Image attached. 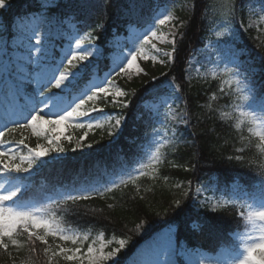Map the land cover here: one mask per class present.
I'll return each instance as SVG.
<instances>
[{"label": "trees", "instance_id": "trees-1", "mask_svg": "<svg viewBox=\"0 0 264 264\" xmlns=\"http://www.w3.org/2000/svg\"><path fill=\"white\" fill-rule=\"evenodd\" d=\"M167 1L71 0L69 3L63 0L48 13L75 22L80 31L92 35L104 50V72L110 68L108 56L114 51L112 41L126 34L131 26L146 27L152 22L158 5ZM234 1L235 15L247 24L250 0ZM207 2L194 0V10L176 36L174 59L160 72V77L153 82L131 83V92L126 97L128 106L121 109L125 122L117 139L99 130L90 135L91 148L87 152L74 151L47 162L30 177L28 192L22 193L12 206L42 200L60 191L105 183L136 166L155 124L145 103L166 93L173 84L185 101L189 140L168 147L155 173L105 193L79 195L83 198L76 201L60 197L53 201L51 209L62 227L91 236L104 234L107 239L124 240L123 261L139 244L169 224L177 227L179 245L216 254L232 243L233 235L246 226L241 216L243 208L238 204L211 208L194 201L193 194L197 187L208 183L215 184L222 192L234 186L257 191L264 177L263 155L255 143L248 146L241 143L236 126L222 119L216 108L209 107L211 96L220 88L219 81L192 82L187 77L192 54L206 45L209 36ZM42 4V0H13L3 13L7 30L10 31L20 18L40 14ZM239 46L245 51L242 69L253 87V94L257 98L264 97V34L260 36L256 28H247L241 33ZM104 63L107 64L104 66ZM249 66L251 75L245 70ZM31 91L29 88L28 92ZM3 138L11 139L12 136L8 133ZM44 139L43 136L30 138L33 144ZM205 217L210 218L212 227H200ZM34 231L41 234L43 229ZM18 232L14 235L20 246L12 245L6 238L9 248L7 251L0 248V264H71L62 258L52 259L44 252L41 242H37L36 253L31 254L25 236ZM47 239L49 248L60 244L75 245L58 237L48 236ZM181 264L184 263L181 261Z\"/></svg>", "mask_w": 264, "mask_h": 264}, {"label": "rangeland", "instance_id": "rangeland-1", "mask_svg": "<svg viewBox=\"0 0 264 264\" xmlns=\"http://www.w3.org/2000/svg\"><path fill=\"white\" fill-rule=\"evenodd\" d=\"M13 0H5L6 8L0 9V77L3 76L7 62L4 59L3 44L2 41H8L15 44V37L21 29L30 31L33 26L38 25L41 18L40 14H33L28 17L18 19L15 26L7 30V25L3 19L4 10H7ZM43 1V0H42ZM194 0H168L165 4H159L153 21L144 28H138L131 26L128 32L123 35L117 36L112 41L113 53L108 56L110 62V68L106 71H102L104 58L103 48L96 43L92 35L80 31L77 23L67 21L59 16L51 15L47 8L45 15L50 17L54 21V27L52 31L56 33L52 37L54 45V55L57 60L69 49L73 51H92L99 50V56L89 57L88 61H74L77 66H82L86 63H90V67L86 77H81L80 82L73 88L67 86L63 90L57 91L55 96L59 98L60 102L65 105L72 104L74 101L78 102L77 97L82 91L86 90L90 86L98 83H102L105 77L108 76L112 69L116 66V63L124 56L130 55L133 49H139L143 40L141 37L151 29L156 31L157 35L152 38L150 44H144L143 54L138 56L136 66L130 69L128 72H122L120 75L111 76V83L105 85L109 87V94L100 93L95 100L89 101L85 104L82 110H89L94 105L97 109H103L100 112H92L90 117H78L73 120L65 121L56 126L53 130L58 135V140L55 144L49 146L48 139L51 138L52 133H41L37 135L31 127L15 128L14 131H9L5 128L6 120V106L8 105V98L6 97V83L0 79V129H4V134L10 133L12 138L5 139L0 138V144L11 145L10 155L14 157L10 163H21L20 157L30 158L29 148H35L38 145H44L46 148L50 147L55 149L56 147H62L65 149L62 153L55 151H49L40 161L33 164V167L29 173L23 175H17L15 173L0 174V184L3 188L0 192L7 190L10 187L20 186V193L28 192L31 183L30 177L36 174L39 169L47 162L65 157L71 152L81 151L87 152L91 147L89 143L90 135H94L97 131L101 130L103 133L107 132L110 135H114L117 139V135L123 130L125 117L122 115L121 109L115 101L124 100L127 103V95L131 92V83L134 82H153L160 77V72L164 68L170 66L173 58V33L176 36L179 30L185 26L187 18L194 10ZM235 1L234 0H208L206 15L209 18L210 32L206 45L196 52H194L190 58L187 77L190 81H214L217 80L220 83L219 90L213 94L210 98L209 107L216 108L220 117L224 120L231 121L239 130L241 143L244 145H250L255 143L258 146L260 153L263 155L262 162L264 165V141H261L258 132H264V120L257 119L253 123L250 116H241V111L249 112L256 108L260 98H257L253 94V87L247 79L246 74L242 67L237 69L227 60L229 49H237L242 55L245 51L240 48L241 33L247 28H256L261 35L264 34V0H250L247 3L248 22L244 24L239 15H235V19L231 24H228V20L231 19L234 12ZM44 11V9H43ZM235 13V12H234ZM170 16L172 19L167 21L164 25H160L158 20ZM46 27L41 25L39 36L43 41L45 39ZM15 55V54H14ZM163 61V63H162ZM107 63H104V66ZM79 71V70H78ZM31 89V88H30ZM32 90V89H31ZM120 92L122 96H114L112 93ZM255 97V98H254ZM226 98H229L227 101ZM254 98V99H253ZM146 108L150 111L154 118V128L150 133V136L144 146V154L139 160L138 164L132 167L128 172L114 176L113 179H109L105 183H98L92 186L86 185L76 190L60 191L56 194H49L44 196L42 200L36 199V201H27L12 206L13 203H9L6 207L17 209L19 205H28L31 208L48 209L46 215L54 216L58 222L56 215L53 213L51 207L54 202L60 197H67L72 195H91L105 193L106 191L123 186L130 182H137L143 177H147L152 173H155L159 164L163 160V156L168 147L177 146L185 143L188 139L187 127L188 121L179 120V116L186 114L185 101L181 96L179 89L176 85H169V89L163 95L150 99L145 103ZM112 109V110H111ZM115 109H117L115 111ZM227 113V115H225ZM43 114V113H42ZM55 116H45V119H56ZM88 119L93 120V127L91 129L75 127L76 123L88 122ZM116 120L121 121V126L117 128L115 126ZM9 127H15L9 124ZM46 128H51V125H45ZM85 133L87 135L85 136ZM177 133H179L177 135ZM4 136V135H3ZM31 136H43L44 140H39L36 144H33L30 140ZM83 137L81 140L80 138ZM20 140L24 141V144L19 143ZM77 143L84 145L77 148ZM28 159L23 161V165L26 166ZM226 191V190H225ZM246 193H252L248 190H240L236 186L232 187L227 192L219 191L215 184H204L196 188L193 199L198 204L208 205L211 208H218L228 204H238L244 210L245 229L237 232L233 235L232 243L222 247L218 253L213 254L202 249L189 248L186 245H179L177 240V227L175 224H169L164 228L153 233L148 239L131 253L126 261H123L121 252L125 250L126 243L123 249L118 253L116 249L119 248V241L121 239H107L104 234H97L91 236L89 233H83L73 228L62 227L67 235H74L78 237L75 245L60 244L59 246L64 248H76L79 247L81 252L77 255L83 260V264H88L87 249L92 247L94 255H100L103 253L107 255L109 252L115 253L113 258L101 261L100 264H131V260L137 255L139 258V264H158L160 258L161 249L168 243L169 235L172 237L178 247H181L186 252V257L181 258L184 264H199V261H203L204 264H223L230 254L235 250L236 246H243L244 238L247 234L253 233L254 225L248 221L247 214L251 211L258 210L256 205L248 207L252 202L244 199H237L238 196H244ZM20 194V196H22ZM18 196V197H20ZM18 197L16 200H18ZM260 223L257 221V224ZM42 229V228H39ZM258 235V232L254 233ZM58 252L57 246L50 247ZM48 256H52L51 253H47ZM58 258L64 259V255L59 253L52 259ZM71 264H80L79 261H69Z\"/></svg>", "mask_w": 264, "mask_h": 264}, {"label": "snow or ice", "instance_id": "snow-or-ice-1", "mask_svg": "<svg viewBox=\"0 0 264 264\" xmlns=\"http://www.w3.org/2000/svg\"><path fill=\"white\" fill-rule=\"evenodd\" d=\"M63 0H43L41 18L38 25L33 26L30 31L21 29L15 37V44L8 41H2L4 59L7 62L3 76L0 77L6 87V97L8 98V105L6 106L5 118L8 121L5 128L9 131H14L15 128L31 127L33 131L39 135L41 133H52L48 139V145L51 146L58 140V135L53 131L57 125L73 120L78 117H90L92 112H100L103 109H97L94 105L89 110H82L83 106L89 101H93L96 97L103 93L105 96L109 94V85L111 83V76L120 75L122 72H128L136 66L138 56L143 54L144 44H150L153 37L157 35L156 31L149 29L141 39L139 49H133L128 56H124L120 62L112 69V72L105 77L102 83L90 86L82 91L77 97L78 102L65 105L60 102L59 98L55 96L57 91L63 90L66 86L73 88L80 82L81 77H86L90 63L82 66H77L74 61H88L89 57L94 55L99 56V50L95 53L92 51H73L69 49L65 52L59 60H57L54 53V45L52 37L56 34L52 31L54 21L47 17L44 13L50 6H59ZM71 3V0H68ZM202 2V0H201ZM5 0H0V9L6 8ZM172 18L165 16L158 20L160 25H164ZM235 19V13L228 20L231 24ZM46 27L45 39L42 41L39 36L40 26ZM176 39L173 33V52H176ZM15 54V55H14ZM227 60L237 69L244 67L242 60V53L237 49H229ZM174 59V58H172ZM163 63V61H162ZM79 70V71H78ZM249 75L252 74L251 67L245 69ZM245 79H248L246 76ZM31 88L32 91L28 92ZM114 96H122V93H112ZM255 98V97H254ZM253 98V99H254ZM119 108L127 107L128 104L124 100L115 101ZM43 113V114H42ZM241 116H250L253 123L257 119L264 120V97H261L255 109L249 112L241 111ZM227 115V113H225ZM45 116H55L56 119H45ZM179 120L186 121V114L180 115ZM9 124L15 127H9ZM45 125H51V128H46ZM75 127L89 129L93 127V120L88 119L87 124L76 123ZM115 126L119 128L121 121L116 120ZM179 133H177L178 135ZM4 135V129H0V138ZM87 133H85V136ZM261 141H264V132H258ZM81 140L83 137L80 138ZM21 145L24 144L20 140ZM84 145L77 143V148ZM91 147V145H87ZM11 145L0 144V174L15 173L23 175L29 173L37 161H40L49 151L62 153L65 151L62 147L52 149L46 148L44 145H38L35 148H29L30 158L20 157L21 163H10L14 159L10 155ZM28 159L26 166L23 161ZM3 185L0 184V189ZM20 186L10 187L5 191L0 192V248L5 251L9 248V242L12 245L19 247L18 241L14 234L18 232L19 235H24L26 243L29 245V252L36 253L37 242H41L44 247V252L51 253L53 257L57 256L58 252L64 255V259L68 261H79L83 264L80 256L77 255L81 252L79 247L64 248L57 245L58 252L48 247V236L58 237L61 241H71L76 243L78 237L74 235H67L65 230L56 221L54 216L46 215L48 209L31 208L28 205H19L17 209L6 207L9 203H16V198L20 196ZM83 197L79 195L69 194L66 197L67 201H76ZM237 199H244L245 202L250 200L252 203L248 205H256V211H251L247 214V219L254 225L253 233H249L244 238L243 246L237 245L235 250L230 254L229 258L223 264H264V177L261 178L259 189L252 193H246L244 196H238ZM244 213H241L243 216ZM257 221L260 223L257 224ZM212 227L210 218L205 217L200 222V227ZM42 228L43 232L37 234L34 229ZM258 232V235L254 233ZM6 238L7 241L6 242ZM125 246V241H119V248L116 249L118 253ZM186 252L178 247L172 237L169 235L168 243L161 249L158 264H180V260L186 257ZM115 253L109 252L107 255L100 253L94 255L92 247L87 249L88 264H100L101 261L113 258ZM190 264V262H189ZM199 264H204L201 260Z\"/></svg>", "mask_w": 264, "mask_h": 264}, {"label": "bare ground", "instance_id": "bare-ground-1", "mask_svg": "<svg viewBox=\"0 0 264 264\" xmlns=\"http://www.w3.org/2000/svg\"><path fill=\"white\" fill-rule=\"evenodd\" d=\"M131 264H139V258L137 255L131 260Z\"/></svg>", "mask_w": 264, "mask_h": 264}]
</instances>
